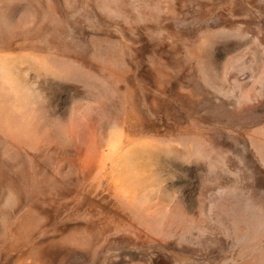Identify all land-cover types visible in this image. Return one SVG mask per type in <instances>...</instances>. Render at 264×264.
I'll use <instances>...</instances> for the list:
<instances>
[{"label": "rangeland", "instance_id": "rangeland-1", "mask_svg": "<svg viewBox=\"0 0 264 264\" xmlns=\"http://www.w3.org/2000/svg\"><path fill=\"white\" fill-rule=\"evenodd\" d=\"M0 264H264V0H0Z\"/></svg>", "mask_w": 264, "mask_h": 264}, {"label": "bare ground", "instance_id": "bare-ground-1", "mask_svg": "<svg viewBox=\"0 0 264 264\" xmlns=\"http://www.w3.org/2000/svg\"><path fill=\"white\" fill-rule=\"evenodd\" d=\"M6 80V79H5ZM10 81H12V80H10ZM13 83V82H12ZM15 87V86H14ZM14 89H16V88H14ZM15 92H17L16 90H15Z\"/></svg>", "mask_w": 264, "mask_h": 264}]
</instances>
